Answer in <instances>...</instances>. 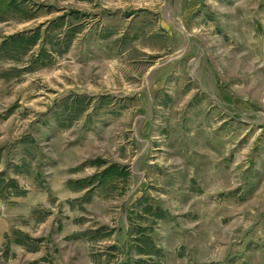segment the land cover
I'll return each mask as SVG.
<instances>
[{
  "label": "rangeland",
  "instance_id": "obj_1",
  "mask_svg": "<svg viewBox=\"0 0 264 264\" xmlns=\"http://www.w3.org/2000/svg\"><path fill=\"white\" fill-rule=\"evenodd\" d=\"M0 264H264V0H0Z\"/></svg>",
  "mask_w": 264,
  "mask_h": 264
},
{
  "label": "crops",
  "instance_id": "obj_2",
  "mask_svg": "<svg viewBox=\"0 0 264 264\" xmlns=\"http://www.w3.org/2000/svg\"><path fill=\"white\" fill-rule=\"evenodd\" d=\"M0 206H1V198H0Z\"/></svg>",
  "mask_w": 264,
  "mask_h": 264
}]
</instances>
